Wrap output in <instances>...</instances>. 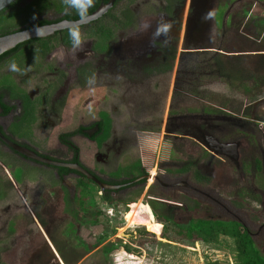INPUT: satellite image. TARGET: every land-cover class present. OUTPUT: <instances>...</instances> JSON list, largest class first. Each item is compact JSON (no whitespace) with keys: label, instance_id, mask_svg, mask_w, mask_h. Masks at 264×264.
<instances>
[{"label":"flooded vegetation","instance_id":"flooded-vegetation-1","mask_svg":"<svg viewBox=\"0 0 264 264\" xmlns=\"http://www.w3.org/2000/svg\"><path fill=\"white\" fill-rule=\"evenodd\" d=\"M106 2L95 0L89 13ZM235 9L250 19L251 9H260L264 18V0H113L80 23L81 51L73 52L67 27L0 55V243H7L0 245V264H20L11 243L36 233L53 255L46 240L54 216L49 206L60 207L57 216L72 227L75 205L90 209L92 191L112 205L140 198L153 220L160 215V228L187 225L177 222V211H201L187 221H234L251 239L249 228L261 235L263 225L219 190L220 159L241 168L236 137H220L250 122L230 114L229 103L204 100L210 92L188 70V60L210 61L206 85L229 77L231 67L218 58L227 60L225 49L235 41ZM161 18L172 24L170 40L153 45ZM79 20L64 13L62 0H14L0 10V35ZM142 22L151 28L141 32ZM253 81L264 84V77ZM189 96L210 109L189 107ZM213 142L233 147L214 154L204 146ZM189 143L198 155H189ZM258 146H251L254 152ZM253 156L245 169H259L264 182L262 163Z\"/></svg>","mask_w":264,"mask_h":264},{"label":"rangeland","instance_id":"rangeland-1","mask_svg":"<svg viewBox=\"0 0 264 264\" xmlns=\"http://www.w3.org/2000/svg\"><path fill=\"white\" fill-rule=\"evenodd\" d=\"M251 12L252 16L250 19L244 9H235L233 11L236 29L235 41L229 44V48L225 49L229 54L225 56L228 57L227 60H224L223 55H221L218 61L224 63L225 66L237 65L243 71L241 76H251L253 79L258 80L264 77V18L260 14V9H251ZM2 26L0 25V29ZM259 52L262 54H254ZM209 62L188 60V70L190 72L193 71L192 75H197L201 79V84L203 83L205 86L204 91L210 92L205 95L206 98L204 100H208L211 103L222 104L226 102L231 104L228 107L230 114L237 117L240 115L241 117H246L250 122L247 125L251 126L245 127L247 125H244V131L237 129V134L232 132L221 137L216 135L221 139H224V137H236L238 140V162L241 164V168L233 169V165L230 162L220 159L221 168L219 175L223 184L219 190L221 195L229 200L231 204L245 211L247 219L252 220L255 224H262L261 232L263 233L264 182L262 174L258 172L259 169L251 171L250 166L247 169H245V166H248V156L254 155L253 159L257 160L260 165L262 163L264 168V84L256 85L253 79H246L252 80L251 82L254 85L249 93H243L238 85L242 84L245 78L239 83V81L234 79V74H229V77L218 75L213 83L206 85L207 79H210L206 74L207 69H209L207 66ZM198 101V99H192L189 96V107L195 106L210 109L208 105ZM245 103L247 104L246 106H244ZM189 111H191L190 108ZM248 129L253 130V138H250L251 133ZM257 141L259 146L255 148L256 152H254L251 146L255 145ZM189 145L193 148L189 155H198V152L196 154L193 153L197 149L196 144L189 143ZM222 176L226 178L223 179ZM140 200V198H134L130 201L134 205L131 206V211L125 214L126 220H124L123 214L127 210L124 203L112 205L102 201L99 202L95 191H92L91 204L94 209L99 211L95 222L92 220L94 209L92 210L91 208L88 210V214H83L79 204H76L75 212L77 211V215L72 227L67 224L65 218L60 219L57 216L60 207L56 210V207L49 206V212L54 214L55 217L53 216V222L51 221L52 223L49 224L50 233L47 237L58 257L52 255L51 250L46 245L45 237L40 233H36L35 235H29L31 237L28 241L24 237L16 238V255L21 257L17 260V263L239 264L235 258L231 239L222 234L218 236L216 243L212 244L201 243L200 241L185 243L179 238V235L175 236L178 239L174 241L160 238V223L152 219L147 206H137ZM137 211L145 213V216L138 215ZM129 212L136 215V218L130 221ZM201 215V211L192 213L177 211L175 213L176 220L180 224L188 222V226H194L197 223L198 226H202L200 228L204 231L208 229L207 226L216 228V222L218 221H202L206 225L199 224L196 220L187 221L194 218V216ZM116 223L120 225L117 228L114 227ZM141 229L153 233L156 242L154 240L151 243H144L141 247L133 246L129 239V233L135 235ZM249 232L252 235L254 247L260 254L264 255V233L256 236L253 234L254 229L251 228H249ZM100 234H103L102 238L97 241ZM95 241L96 243L92 244ZM124 244L139 249L140 253H127L122 248ZM110 245L115 248L111 252L103 253L101 249ZM12 251L14 253V249ZM13 256L14 260L15 256ZM1 257L2 260L7 261L10 254L7 253L1 255ZM52 257H54L56 263H52Z\"/></svg>","mask_w":264,"mask_h":264},{"label":"trees","instance_id":"trees-1","mask_svg":"<svg viewBox=\"0 0 264 264\" xmlns=\"http://www.w3.org/2000/svg\"><path fill=\"white\" fill-rule=\"evenodd\" d=\"M220 64V63H219ZM229 73L232 75L234 74V79L237 81H242L245 76H241L243 71L236 66H229ZM238 68V69H237ZM225 68H221V72H223ZM245 72V71H244ZM227 74V72H226ZM227 77V76H226ZM255 164L258 166V161L255 160ZM130 200H126L123 203H128ZM90 209H94L93 205L91 204ZM88 207V208H89ZM79 208H81V211L83 214H86L89 209H87L84 204H80ZM66 209H68V206L66 205ZM77 215V211L75 212ZM88 214V213H87ZM93 217L92 220H96L97 214H99V211L96 209L93 210ZM136 218V215H133L129 212V219L130 221ZM154 220L156 222L162 221L160 215L154 214ZM199 224L206 225V223L202 222L205 220H196ZM117 223L114 225L115 228L119 227ZM196 223L194 226L192 225H163V227L160 230V238H164L169 241H174L178 239L175 236H180L179 238L184 241L185 243H193L194 241H200L201 243H216L217 238L219 235L227 236L231 239L232 245L235 251V258L239 264H264V255L260 254L258 250L254 247L253 241L248 235V233L241 227L238 223L234 221H218L216 222V228H211L207 226V230H202ZM103 234L99 235V241L102 238ZM129 239L132 242V245L135 247H141L144 243H151L156 239L153 233L148 232L144 229L138 230L135 235H132L129 233ZM158 242V241H157ZM96 241L92 244H95ZM91 244V246H92ZM115 247L113 246H106L103 247L101 250L103 253L111 252ZM123 250H125L127 253H135L139 254L140 251L137 248L130 247L127 244L122 245Z\"/></svg>","mask_w":264,"mask_h":264},{"label":"clouds","instance_id":"clouds-1","mask_svg":"<svg viewBox=\"0 0 264 264\" xmlns=\"http://www.w3.org/2000/svg\"><path fill=\"white\" fill-rule=\"evenodd\" d=\"M64 5V13L70 15L71 13H75L80 20L86 19L90 13L89 9L94 6L95 0H62ZM151 28V23L142 22L140 25V31L146 32ZM172 30V24L169 21L164 20L163 18L157 23L156 28L151 33L150 43L154 45L156 41H160L161 37H163L162 43L167 44L170 40V33ZM36 35L39 37L42 35V31L39 26L35 29ZM68 36L71 41L73 52L83 50V38L81 33V27L79 22H73L72 26L68 28ZM63 59V55L59 57ZM12 71H19L17 65L12 63L10 65Z\"/></svg>","mask_w":264,"mask_h":264},{"label":"water","instance_id":"water-1","mask_svg":"<svg viewBox=\"0 0 264 264\" xmlns=\"http://www.w3.org/2000/svg\"><path fill=\"white\" fill-rule=\"evenodd\" d=\"M14 0H0V10L5 8L7 5H9L11 2H13ZM113 0H107L106 3L104 4H100L99 7L97 9H95L94 11H92L90 13V15L84 19V20H79V21H60L57 23H53V24H47V25H43V26H39L41 31H42V36H45L55 30H59L62 28H67V27H71L73 22H79L80 23H84L90 20H93L94 18H96L97 16H99L108 6L111 5ZM201 10V9H198ZM37 26L35 27H30V28H23V29H18V30H14L5 34L0 35V55L3 54L4 52L10 50L11 48H13L14 46H16L17 44L30 39V38H39L36 35L35 29ZM205 148L207 150H209L210 152L214 153V154H223V148H225L226 146H232L233 144H222V143H217V142H213L212 146H208V145H204ZM234 149V148H232ZM233 155H235V152H233Z\"/></svg>","mask_w":264,"mask_h":264},{"label":"crops","instance_id":"crops-1","mask_svg":"<svg viewBox=\"0 0 264 264\" xmlns=\"http://www.w3.org/2000/svg\"><path fill=\"white\" fill-rule=\"evenodd\" d=\"M246 79H250V76H245V79L243 80L242 84H239V85H238V87H240L239 89H241V91H242L243 93H249V92L251 91L253 85H254V84L251 82L252 80H246ZM246 81H247V82H246ZM240 82H241V81H240ZM240 82H239V83H240ZM257 84H259V83H257ZM231 87H232V86H231ZM239 92H240V91H239ZM0 240H1V239H0ZM46 240H47L48 243L51 245L49 239L46 238ZM1 244H3L4 246L7 245L6 241L0 243V245H1ZM15 245H16V244H15L14 242L11 243V246H12L13 248L15 247ZM51 247H52V245H51ZM52 252H53V255H54L55 257H58L56 251H55L53 248H52Z\"/></svg>","mask_w":264,"mask_h":264},{"label":"built area","instance_id":"built-area-1","mask_svg":"<svg viewBox=\"0 0 264 264\" xmlns=\"http://www.w3.org/2000/svg\"><path fill=\"white\" fill-rule=\"evenodd\" d=\"M132 205H134V204H133V203H127V204H125V206L127 207V210H126V211L124 212V214H123V216H124V217H123L124 220H126V219H125V214H126L128 211H131V208H132L131 206H132ZM138 205H140V206L143 207V206H146V203L143 202V201H139V202L137 203V206H138ZM136 208H137V207H136ZM136 208H134V209H136ZM137 214L140 215V216H145V213H142V212H139V211H137ZM159 229H160V228H159Z\"/></svg>","mask_w":264,"mask_h":264}]
</instances>
